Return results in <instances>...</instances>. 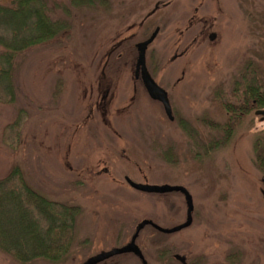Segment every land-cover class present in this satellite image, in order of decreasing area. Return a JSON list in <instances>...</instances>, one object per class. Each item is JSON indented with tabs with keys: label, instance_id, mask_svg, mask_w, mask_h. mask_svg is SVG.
<instances>
[{
	"label": "rangeland",
	"instance_id": "1",
	"mask_svg": "<svg viewBox=\"0 0 264 264\" xmlns=\"http://www.w3.org/2000/svg\"><path fill=\"white\" fill-rule=\"evenodd\" d=\"M44 1L61 28L13 62L14 102H0V180L16 167L36 192L80 208L69 256L58 264H82L126 245L143 220L162 229L185 221L180 194L141 193L126 179L181 186L192 199L188 228L139 233L136 245L147 264H178L173 254L195 264H264L262 177L250 154L252 136L264 124L242 123L225 147L207 154L202 137L213 141L217 135L200 123L206 117L222 121L208 107L212 92L232 90L249 51L263 57L264 33L251 31L249 14L259 22L264 0H243L240 9L236 0H205L216 39L196 42L174 62L176 29L183 31L191 17L186 0H174L180 4L175 15L171 7L153 14L166 0ZM0 6L9 7L10 0ZM157 26L145 64L181 125L169 123L134 80L135 46ZM0 264L19 263L0 251ZM101 264L140 263L122 255Z\"/></svg>",
	"mask_w": 264,
	"mask_h": 264
},
{
	"label": "trees",
	"instance_id": "2",
	"mask_svg": "<svg viewBox=\"0 0 264 264\" xmlns=\"http://www.w3.org/2000/svg\"><path fill=\"white\" fill-rule=\"evenodd\" d=\"M89 2L81 0L76 5H90ZM48 13L44 0H10L9 7L0 6V102H14L13 62L27 49L44 44L59 33L60 22L51 20ZM262 51L263 57L256 54L259 59L264 58ZM259 64L248 62L241 82H235L231 90L232 94L242 92L240 109L233 103L220 104L223 122L212 119L200 122L220 134V139L211 141L205 153L225 147L243 117L249 116L253 109H264V79ZM222 90L219 86L216 93ZM80 211L77 206L47 199L26 183L16 167L12 168L0 180V251L19 264L37 260L50 264L64 262L70 253Z\"/></svg>",
	"mask_w": 264,
	"mask_h": 264
},
{
	"label": "flooded vegetation",
	"instance_id": "3",
	"mask_svg": "<svg viewBox=\"0 0 264 264\" xmlns=\"http://www.w3.org/2000/svg\"><path fill=\"white\" fill-rule=\"evenodd\" d=\"M186 1H187V14H189L191 17H189L188 22H187V26L184 28L183 31L176 29L177 37H176V41L174 43L175 44L174 45L175 50H174V53L172 55L171 62H174V61H177L181 58H184L189 53L190 48L196 42L199 41V43H203L207 39L210 43H212L215 41L216 35H217L216 34L217 31L215 28L216 24H214V23L210 24L209 21L207 20L208 18H206V16H207L206 13L210 12V6L205 4V0H186ZM217 1H213V2H217ZM242 1L243 0H236V2H238V6H239V7L237 6L238 9H240ZM243 2H245V1H243ZM179 5L180 4L174 3V0H166L164 2H157L154 6L153 14L161 12L163 8L171 7L172 13L175 15V14L179 13L177 11L178 8L180 7ZM181 6H183V5H181ZM188 8H189V10H188ZM258 18L260 19L259 22H257V18L255 16H253L252 13L249 14V20H251V23L253 25L251 28V31L253 32L254 30H258L259 32H261L263 34L264 33V15L261 14V16ZM198 26H199V28L197 30L195 29V32H194V28H196ZM155 29H158V33L155 37V40H156L158 35L160 34L161 30H160L159 26H157ZM191 30H193V32H191ZM210 35L215 36L213 41L209 40ZM263 42H264V38L262 35L260 45L264 48ZM249 54H250V56H249L250 58H248L244 62H264V58L259 59L256 56V54H257L256 50L249 51ZM243 72H244V69L242 70V72L239 73L240 74L239 80L234 81V83L235 82H239V83L241 82ZM134 80L140 82L145 94L147 95V93L143 87L142 81L140 80V77L135 78V76H134ZM241 95H242L241 91H238L234 94H232L231 91L229 93H225V92L214 93V92H212V96L208 100V107H210L212 109V112H214L217 115H220L223 112L222 108L219 107L220 104L225 105L226 103H228V104L233 103V104H236L238 106L237 109H240L239 104L241 101ZM147 97H148V95H147ZM167 98H168V102H169L170 109H171V104H170L168 95H167ZM217 98H218V100H217ZM148 99L152 103H156V104L160 105L161 108L163 109L162 105L159 102L153 101L149 97H148ZM263 111H264V109H253L249 116L243 117L244 120L240 123V125L242 123L243 124L247 123L249 125H252L254 121L259 122L260 125L264 124V116L259 114V112H263ZM163 112H164V110H163ZM239 114H241V113H239ZM164 115H165V113H164ZM171 116H172V121L169 120V118L165 115V117L169 123H173L175 120L177 125L178 124H180V125L184 124V122L181 119H179V118H178V120L175 119V117L173 116V113H172V109H171ZM209 119H212V117L211 118L206 117L200 121L202 122V121L209 120ZM222 122H223V119H222ZM240 125L238 127H240ZM208 130L209 129L207 128V131ZM255 133H256V131H255ZM258 133L259 134H255L254 136H252V140L250 143V154H251V159L253 161L252 162L253 163L252 169L258 175L260 174L262 177V179L260 180V182L262 184V188L259 190V193H260L262 199L264 200V127H262ZM214 134H216V133H214ZM216 135H217V138H215V140H213V141L220 139V134L218 133ZM201 140H202V142H204L206 144V146L208 148V146L210 145V142H211L209 135L206 136V139L202 137ZM175 256H177V254H173L172 259L174 260V262H176L178 264H195V263H192L191 261H188L187 260L188 258L184 255L183 256L178 255L181 258H183L182 262L175 259ZM139 263H140V261H139Z\"/></svg>",
	"mask_w": 264,
	"mask_h": 264
},
{
	"label": "water",
	"instance_id": "4",
	"mask_svg": "<svg viewBox=\"0 0 264 264\" xmlns=\"http://www.w3.org/2000/svg\"><path fill=\"white\" fill-rule=\"evenodd\" d=\"M157 33H158V29H155L148 39L138 43L135 46L137 57L134 66V76L135 78L140 77V80L142 81L143 87L148 97L153 101L159 102L163 107L165 115L169 118V120L172 121L171 109L168 102L167 94L153 81V79L151 78V76L149 75L146 69V64H145V53L147 47L154 41ZM214 37H215L214 35H210L209 40L213 41ZM259 114L264 116V111L259 112ZM125 182L131 189L145 194H158V195H162L166 193L180 194L184 199V203L186 207L185 221L181 225L176 226L172 229H162L149 220H143L136 225L134 233L132 234L129 242L126 245L120 248H113L109 251L96 254L95 256L88 258L82 264H101L111 258L122 255H133L135 258H137L140 261L141 264H147V262L144 260L141 251L136 245V240L139 236V233L145 227H151L153 230L161 234L170 235L179 232L183 229H186L191 225L193 204H192L191 196L189 195V193L185 188L181 186H167V185H163V186L140 185V184H135L129 179H126ZM175 259L181 262L183 261V258H181L178 255L175 256Z\"/></svg>",
	"mask_w": 264,
	"mask_h": 264
}]
</instances>
